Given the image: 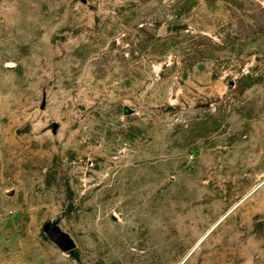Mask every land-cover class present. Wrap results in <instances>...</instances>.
I'll list each match as a JSON object with an SVG mask.
<instances>
[{"label": "rangeland", "instance_id": "obj_1", "mask_svg": "<svg viewBox=\"0 0 264 264\" xmlns=\"http://www.w3.org/2000/svg\"><path fill=\"white\" fill-rule=\"evenodd\" d=\"M0 264H264V0H0Z\"/></svg>", "mask_w": 264, "mask_h": 264}, {"label": "water", "instance_id": "obj_2", "mask_svg": "<svg viewBox=\"0 0 264 264\" xmlns=\"http://www.w3.org/2000/svg\"><path fill=\"white\" fill-rule=\"evenodd\" d=\"M50 234L60 249L64 251H72L75 249V244L67 233L62 231H51Z\"/></svg>", "mask_w": 264, "mask_h": 264}]
</instances>
